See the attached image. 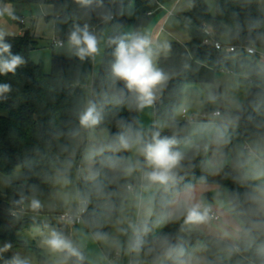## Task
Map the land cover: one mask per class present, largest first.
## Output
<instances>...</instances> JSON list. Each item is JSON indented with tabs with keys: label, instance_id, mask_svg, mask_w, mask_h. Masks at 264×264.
Listing matches in <instances>:
<instances>
[{
	"label": "trees",
	"instance_id": "trees-1",
	"mask_svg": "<svg viewBox=\"0 0 264 264\" xmlns=\"http://www.w3.org/2000/svg\"><path fill=\"white\" fill-rule=\"evenodd\" d=\"M130 1L134 3L136 9L149 8V0ZM155 1L164 5L177 0ZM8 3L14 7L15 11L16 8L21 9L20 7L35 4L53 7L55 35L64 44L67 43L68 33L73 24L81 26L87 24L94 34L101 24V6L97 7L95 4L90 9H84L76 0H0V4ZM16 16L18 17V14ZM179 18L190 35L191 43L185 47L179 42H171L169 56L160 58L158 62V67L170 74V79L162 90L160 100L154 109L155 119L168 125L167 130L161 134L169 136L175 134L181 148L187 141L192 140L191 124L177 122L175 115L181 106L184 89L198 83L193 74L195 63L203 64L216 73L245 75L251 90L244 104V110L240 114L239 122L232 124L218 120L217 123L230 137L227 151L237 156L246 149V146L251 145L260 136H264V129H257L248 119L250 115L258 119L250 107V102L258 97H264V71L257 65V60L261 57L260 53L264 50V37H262L264 14L260 9L259 0H216L215 15H211L204 0H192L191 11L180 13ZM17 21L22 26L23 19H17ZM205 28L213 29L218 41L228 37L229 46L250 47L257 53L251 56L242 52L227 54L203 46L205 39L203 29ZM116 36L120 34L108 38L100 71L95 78H93L94 60L92 58L80 61L75 56L71 58L54 56L52 71L46 74L42 65H36L29 59L30 47L35 45V41L29 34L16 39L5 38V41L12 45V54L22 55L26 63L18 67L15 74L0 75V83H9L12 87L8 98L0 99V173L10 177L21 168L24 176L20 181L10 183L0 191V228L13 225L20 231H29L40 227L41 222L25 216L33 212L26 207L21 211L19 206L13 204V201L19 200L21 195L30 198L33 187H49L55 170L61 167L66 159L71 158L73 161L71 173L80 167L85 146L76 160L72 157L79 135H72L78 128L76 111L85 103L88 89L90 99L102 101L106 94L110 98V71L114 61L112 53L115 46L110 45L108 41ZM249 37L252 38V42H249ZM248 57H254L256 61L251 62ZM185 64L189 67L185 68ZM119 86L122 87V84ZM76 88H79L78 92ZM104 111V121L96 130H106L108 138L121 131L119 127L121 119L130 123L139 121L140 112L130 109L127 100L121 104L108 103ZM220 113L223 115V112ZM84 133L86 135L87 131ZM64 146H67V152L62 151ZM208 153L209 150L199 153L190 150V165L185 172L181 173L184 179L177 185V191L165 192L162 189L158 191L154 201V211L149 218L154 226L152 232L146 237L148 241L146 247L151 245L155 236L166 233L173 238L183 237L188 251L202 244L207 251V257L215 259L216 256L223 255L216 247L214 237L205 236L200 231L182 232V221L167 222L164 229L156 234L158 225L156 222L161 218L166 202L174 199L178 193H182L186 184H191L194 188L211 181L212 172L208 163ZM69 154H71L70 157ZM106 155H112V153L109 152ZM116 155L130 154L117 153ZM231 173V167L225 166L223 176L218 182V185L227 191V198L230 190L237 188ZM113 177L114 174L108 168H103L98 177L105 186L106 195L103 198H94L83 216V223L90 234L97 230L96 225L99 223L103 225L101 230L110 235L123 204L131 203L133 194L128 191L126 184L134 185L136 181L130 178L116 180ZM89 189L90 184L80 179L78 191L84 192ZM205 199L209 201L215 199V196L206 194ZM25 203L27 204V200ZM110 207L113 208L111 218L108 217ZM61 212L62 209H59L55 215H60ZM16 247L21 248L26 254L35 255L40 263L44 261L42 251L35 245L19 242ZM140 254L146 256L149 264H152V256L145 255V251ZM165 264L170 262L166 261ZM224 264H247V260L244 256H233L231 259H226Z\"/></svg>",
	"mask_w": 264,
	"mask_h": 264
},
{
	"label": "clouds",
	"instance_id": "clouds-1",
	"mask_svg": "<svg viewBox=\"0 0 264 264\" xmlns=\"http://www.w3.org/2000/svg\"><path fill=\"white\" fill-rule=\"evenodd\" d=\"M76 2L84 9H90L94 4L97 7L103 4V0ZM4 17L11 20L19 19L10 3L0 4V20ZM8 35L10 33L0 24V75L15 74L18 67L26 63L22 55L12 54V45L5 41ZM99 43V38L89 30L87 24L83 26L73 24L69 30L68 50L80 61L86 58L95 59L100 52ZM108 43L115 46L110 71L111 96L109 98L106 94L102 101L88 99L77 108L78 128L72 133L73 136L78 135L81 130L94 132L104 121V110L108 103L121 104L127 100L130 109L137 112L151 108L170 79V74L157 65L158 57L161 54L167 55L171 50L168 41H159L149 34L134 32L111 38ZM254 50L248 49L249 53ZM184 67L188 68L189 65L185 64ZM11 91L9 83H0V99L6 100ZM216 101V94L209 93L208 102ZM250 107L258 119L250 115L249 121L253 122L257 129H264V97H258L250 102ZM233 108L234 112L223 115L219 111L212 112L209 122L200 125L197 130L198 136H211L212 142L216 145L219 159L213 166L217 172L225 166L223 148L230 143V137L215 122L220 120L238 123L244 106L236 101ZM119 127L121 131L108 139H94L82 157V165L77 169V175L85 183L90 184L89 190L81 192L71 189L73 184L71 158L66 159L61 167L55 170L54 183L63 191L65 202L75 205L74 211H70L67 216V222H82L81 215L87 211L92 200L105 197V186L98 180L103 168H108L116 180L135 178L144 191L162 189L165 192H172L177 191V185L184 179L181 173L190 165L189 150L196 153L209 150V143L192 140L186 142V148H181L177 136L162 135V126L158 124L145 129L138 120L130 123L121 119ZM62 151L67 152V146H64ZM109 152L112 155H106ZM117 153L130 155H116ZM231 169L232 180L237 188L230 190L226 202L216 199L217 206L214 208L213 203L196 196L191 184H186L182 193H178L175 199L165 203L164 212L156 222L182 221V232L209 229L214 235L216 247L223 253L222 256L218 255L211 259L189 252L183 237L173 238L166 233L155 236L151 245L146 247L148 245L146 237L154 226L149 220L153 210L150 204L145 203L144 197L139 195L136 196L135 203L140 210V218L135 222L128 221L127 226H124V221H117V231L120 234L131 233L127 251L137 256L145 251V255L152 256V264H165L166 261L170 264H224L226 259L233 256H244L247 264H264V136L246 146V149L232 161ZM126 187L129 192H135L133 185L126 184ZM221 195L222 193L216 194L217 198ZM13 204L19 206L21 211L26 207L33 213H39L45 206L35 193L30 198L21 195ZM112 211L113 208L110 207L109 218ZM96 227L97 230L91 234L92 238L100 242L109 241V234L101 230L103 225L98 223ZM42 244L52 254L61 257V264H85L83 246L62 231L50 228ZM10 248L11 244L5 243L0 248V253ZM5 264H30V261L16 254L5 260Z\"/></svg>",
	"mask_w": 264,
	"mask_h": 264
},
{
	"label": "rangeland",
	"instance_id": "rangeland-1",
	"mask_svg": "<svg viewBox=\"0 0 264 264\" xmlns=\"http://www.w3.org/2000/svg\"><path fill=\"white\" fill-rule=\"evenodd\" d=\"M154 2V0H152ZM192 1V0H191ZM209 8L211 15H215L216 12V0H204ZM260 9L264 14V0H259ZM150 4V1H149ZM16 8L15 13L18 14L19 19H23L24 26L20 25L17 20H11L4 17L0 20L5 29L10 33V35L5 38L16 39L18 37L25 36L29 34L30 37L35 41V45L30 47L29 59L36 65H42L44 72L50 74L52 71V59L54 56L62 58H71L70 51L68 50L67 43L63 47H55L54 42L58 41L55 31H54V10L53 7L47 5L35 4L28 7ZM192 9V2L189 9H183L180 13H188ZM160 9L152 7L148 10L136 9L133 2L127 1L120 10L116 8H111L106 16L115 18L114 21L105 22L101 25L100 29L95 33L99 38V48L100 52L95 57L93 78L97 77L100 71V65L102 63L105 45L110 36L120 34L127 35L134 32H141L149 34L153 39L159 41L179 42L185 47H188L191 43V39L187 31L184 29L182 23L177 19V17L171 19L167 24L157 26V22L165 21L168 11L158 12ZM151 12L155 14L157 20L155 22L147 23V14ZM18 19V20H19ZM145 21V22H144ZM144 23V25H143ZM161 32L158 34L159 29ZM183 28V29H182ZM221 43L225 46H229L228 37H224ZM167 55L161 54L157 59V65L160 58L168 57ZM262 57L257 60V65H259L264 71V61ZM251 62L256 61L254 57H248ZM216 80H201L202 83H196L187 86L183 92V99L181 106L179 107L175 120L177 122H188L190 123L193 119L195 121H200L204 115H209L211 111H221L223 107L225 113H232L235 111L233 104L236 101L245 104L248 93L251 90V86H246L243 84L241 89H235L236 85L239 83V79H236L237 83L233 82L231 77L225 74H217ZM243 76V75H242ZM246 76L244 75L243 78ZM165 88V87H164ZM209 93H214L217 96L216 103L208 102ZM90 99L89 89L87 90L86 101ZM85 101V102H86ZM155 105L151 108H146L139 114V122L145 128H150L154 124L161 125V133L166 131L167 123L163 121H158L155 119L154 114ZM182 109H187V116L184 118L181 116ZM210 111V112H209ZM208 122H202L206 124ZM218 123V120L215 122ZM195 124L192 126V141H211V136H198L197 130L200 125ZM94 139H108V133L106 130H95L92 133L87 132L86 135L84 131H81L79 139L76 144L74 151V160L78 158L79 152L84 147V153L89 146V144ZM186 148V145L183 147ZM190 151V150H189ZM231 159H228L225 163L226 166L231 167ZM82 162L80 163V166ZM225 167V166H224ZM213 169V166H210ZM23 170L21 168L17 169L15 175L10 179V181H20ZM73 184L71 185L72 190H78V182L80 177L77 175V171L71 173ZM136 181L135 178H130ZM7 180L8 177L3 176L0 173V181ZM155 190V194L152 199L149 197L145 198V203L150 204L154 207V201L158 191ZM151 192V191H150ZM39 196V198L44 203V208L39 213L26 214V217H32L42 223L40 227H35L31 230L20 231L13 225H6L0 228V248L4 246L5 243H10L11 248L3 253H0V264H5V260L10 259L13 255L19 254L23 258H27L30 264H61V257L52 254L46 247L43 246L42 240L48 234L50 228H55L58 231H62L66 236L73 239L77 244L82 245V251L86 256V264H108L109 260L106 256L117 255V259L113 261V264H149L146 256L139 254L137 256L134 254L132 259V253L127 251V244L131 233L128 235H122L117 231V221H124V226H127L128 221L135 222L140 218V210L134 204V195H131L130 205L124 203L118 219L109 235L110 239L107 242H100L94 240L92 235L87 231L84 223H80L76 226H70L67 229L66 224H62L59 219V215H55V212L62 209V213L74 211L75 205L68 204L65 202L63 197V191L58 185L52 181L49 187H33L30 192V197L33 194ZM154 211V210H153ZM166 223H158L156 228V234H159L165 227ZM26 243L27 245H35L42 251L44 256V261L39 262L35 255L26 254L21 248L16 247L17 243Z\"/></svg>",
	"mask_w": 264,
	"mask_h": 264
},
{
	"label": "crops",
	"instance_id": "crops-1",
	"mask_svg": "<svg viewBox=\"0 0 264 264\" xmlns=\"http://www.w3.org/2000/svg\"><path fill=\"white\" fill-rule=\"evenodd\" d=\"M127 1H129V0H103V4L101 6V24L97 28L96 32L100 29L101 25H103L105 22H107L108 19H105L104 17L109 12L110 6H111V8L114 7L116 9L120 10L122 8V6H124V4L127 3ZM149 1H150L149 9H151L154 6L157 9H160L158 12H162V11H165V10L168 11V15H167L165 21L163 22L161 20V21L157 22V26H159L161 24L165 25V24H167V22H169L171 19H173L175 17H177V19L180 21V18H179L180 11L183 10V9H189L190 8V4L192 2L191 0H177L174 3H167V4H164V5H160L155 0H154V2L152 0H149ZM147 16L149 18L148 20H146L147 23L155 22L157 20V18L155 17L156 15L152 14L151 12H149L147 14ZM109 21H110V19H109ZM143 25H144V23H143ZM161 30H163V29L162 28L159 29L158 34L161 32ZM260 56H263L262 57V61H264V50H262V52L260 53ZM193 74H194L195 78L197 79L198 83H202L201 80H216V77H217L216 75L217 74H225V75H228L229 77H231V79L235 83H237L236 79H239V83L236 85L235 89H241L243 87L242 86L243 84H245L246 86H250V85L247 84V78L246 77L243 78L244 75L242 76L240 74H233V73H226V72L216 73V72L212 71L210 68H208L207 66H205L203 64H200V63H195L194 64V66H193ZM183 112L184 111L181 112V116L185 118L187 116V112L185 111L186 112L185 114H183ZM212 112H214V111H211L210 114L207 115V118H204L202 116L201 122L200 121H195L193 119L190 122L191 126H193L195 124H197V125L198 124H202V122H209L210 115H211ZM219 112H224L223 107H221V111H219ZM166 128H168V126ZM80 133L78 135V139H79ZM78 139H77V141H78ZM207 143H209L208 163H209V166H211V165L213 166L215 164L216 160L219 159V156L216 154V145L212 142V138H211V141L207 142ZM227 146H228V144L223 148V152H224V156H225V163H226V161L228 159H231V161H233L237 157L235 155L230 154L227 151ZM75 156L73 154L72 157L74 158ZM16 171L13 173V175L8 177L9 181L8 180H7V182H6V180H1L0 181V191L3 190L8 184L15 182V181H10V179L15 175ZM211 172H212L211 181L208 184L194 187V191H195V194H196L197 197L203 198V199H205V195L206 194H213L215 196V199H211V200H209V202L213 203V206L215 208L217 206L216 205V199H220V200H223L225 202L227 201V191L224 190L223 188H221L218 185L219 180L223 176V169L221 171L217 172L215 170L214 166H213V169H211ZM23 176H24V174L22 176H19V177H21V179H22ZM133 186H135V192L132 193L134 195V204L135 205H136L135 199H136L137 195L143 196L144 199L146 197L147 198L149 197V200H150V199H152L153 195L155 194V190H153V192H152V190H149V191L142 190L139 187V182L137 180H136V183ZM217 193H222V195L217 198V196H216ZM65 227L67 229H69L70 225H67ZM200 232H202L205 236L214 237L213 233L209 229H204L203 231H200ZM189 252H195L197 255L207 256V251H206L205 247L202 244H199V245L195 246ZM134 254L135 253H132V259L134 258ZM106 257H108V260H109V258H112V256H106Z\"/></svg>",
	"mask_w": 264,
	"mask_h": 264
},
{
	"label": "built area",
	"instance_id": "built-area-1",
	"mask_svg": "<svg viewBox=\"0 0 264 264\" xmlns=\"http://www.w3.org/2000/svg\"><path fill=\"white\" fill-rule=\"evenodd\" d=\"M110 21H114L115 18L113 16H111ZM22 25H24V21H22ZM204 34H205V39L203 41V46L206 47H211L214 48L215 50L219 51V52H224L227 54H238L240 52L246 54V55H255L257 52L254 50V52L249 53L248 47H236V46H225L221 43V41H218L216 39L215 33L213 31V29L211 28H205L203 29ZM62 45V46H59ZM54 46L55 47H63L64 46V42L58 40L54 42ZM160 100L159 99L156 101V103L154 104L155 106H157L158 102ZM186 112L184 111L183 114H185ZM204 118H207V115L203 116ZM135 188V186H133ZM133 193V192H130ZM70 212H65L60 214L58 217L60 219V221L62 222V224H66V225H70V226H76L79 225L80 223H83V216L85 215V212L81 215V221L82 222H67V216ZM117 258V255L112 256V258H109V263L108 264H113L112 262Z\"/></svg>",
	"mask_w": 264,
	"mask_h": 264
},
{
	"label": "water",
	"instance_id": "water-1",
	"mask_svg": "<svg viewBox=\"0 0 264 264\" xmlns=\"http://www.w3.org/2000/svg\"><path fill=\"white\" fill-rule=\"evenodd\" d=\"M248 40H249V42H252V38L251 37H249ZM78 91H79V88H76V92H78Z\"/></svg>",
	"mask_w": 264,
	"mask_h": 264
}]
</instances>
